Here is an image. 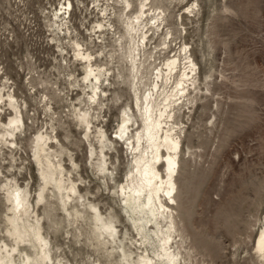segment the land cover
I'll return each instance as SVG.
<instances>
[{"label": "rangeland", "instance_id": "374dc122", "mask_svg": "<svg viewBox=\"0 0 264 264\" xmlns=\"http://www.w3.org/2000/svg\"><path fill=\"white\" fill-rule=\"evenodd\" d=\"M127 1L129 9L120 0H68L70 8L64 7L67 0H0V90L15 95L25 124L16 148L0 144V247L14 245L7 234L9 203L3 187L11 180L30 192L54 264H138L144 248L154 257L156 238L148 227V243L139 247L131 214L116 192L132 170L133 154L128 141L115 133L123 112L132 119L133 136L140 130L136 97L147 95L156 69L176 55L181 72L189 56L196 67L191 95L174 117L182 152L171 252L182 264H264L253 250L264 213V0H151L164 21L153 39L145 40L137 79L130 69L126 27L144 0ZM75 43L109 71L96 84L94 105L89 97L95 82L82 81L84 64L74 56ZM172 87L171 80L161 88L157 105L170 97ZM83 110L105 132L111 164L103 174L91 158L97 146H89L78 123ZM8 119L4 107L0 122ZM45 132L58 134L70 171L64 173L78 181L86 203L96 205L103 217H114V244L98 245L90 211L77 200L72 204L73 198L67 200L55 186L36 205L42 181L34 141ZM76 209L83 211L82 218L74 215ZM20 249L32 255L28 246Z\"/></svg>", "mask_w": 264, "mask_h": 264}, {"label": "bare ground", "instance_id": "6f19581e", "mask_svg": "<svg viewBox=\"0 0 264 264\" xmlns=\"http://www.w3.org/2000/svg\"><path fill=\"white\" fill-rule=\"evenodd\" d=\"M120 1L126 5L125 8L129 9L131 7L129 1ZM151 4V0H144V3L142 2L140 5V12L138 11L135 17L128 20L126 27L130 36V69L132 73H135L134 79H137L136 76L141 66H143L141 52H143L145 40H152V36L155 33L157 34L164 21L163 11L159 8L154 9ZM65 6L70 8L71 3L68 2L64 4ZM149 16H152V19L150 18L151 23L146 24L145 22H147ZM96 28L103 31L104 26L97 23ZM153 29H155V32H153ZM74 47V56L84 64L82 81L85 83L95 82L93 93L89 97L94 105L99 100V96L95 91L96 84L101 82L100 77H106L108 70L103 69L102 66L96 63V56L94 57L92 53L88 52V49H84L78 43H75ZM158 47H155V50H158ZM186 59L188 60L186 62L187 66L181 72L179 58L176 55L167 58L163 66L156 69L152 83L153 88L147 91L146 96L144 93L141 98L136 97V109L140 114L142 123L136 135L133 136L130 130L132 119L126 112L122 113L121 122L115 133L119 140L125 143L128 141L127 148L133 154L132 170L127 175L126 183L117 187L116 192L121 197L127 213L131 214V223L140 237L138 240L139 247H145L148 243L149 235L145 234L148 227L150 228L149 232L153 234L158 244L154 257H151L147 253V249L144 248L143 253L138 257V264H182L178 259V254L171 252V250L176 243V236H174L176 234L174 233L176 214L174 206H177L175 198L176 178L182 152L179 125L175 122L174 117L179 106L183 105L184 101L191 95L190 90L194 87L193 79L196 67L191 56ZM171 80L174 87H172L170 97L164 98V103L160 101V104L157 105V101L161 96L159 94L161 88ZM2 87L5 88L4 85ZM173 93L175 94L172 95ZM177 100H182L181 104H177ZM0 102L3 104L0 113L1 110H4V107L9 111L8 121L0 122V144H6L8 149L16 148L18 146L17 133L25 125L21 107L18 106L15 95L9 91L5 94L0 90ZM77 118L78 123L85 128L84 134L90 143L89 146L96 145L95 149L98 148V151L92 148L91 158L95 157L96 164L94 168L100 174H103L110 169L109 165L111 164H109V153L106 151L108 144L106 143L105 132L102 128L94 125L93 120L95 118L89 110L80 111ZM53 133H38L34 141V162L42 181L36 205H41L45 200V191H48L51 186H55L59 193L64 192L63 196L67 200L72 202L73 198L72 204L74 200H77L80 207L90 211L93 225L91 233L98 245L106 247L114 244L117 242L118 235L114 217H103L96 205L90 202L86 203L84 196L79 193V185L76 183L78 181L67 177L70 171L66 169L62 158L66 152L64 153L58 134ZM115 144L118 145L119 141L116 140ZM70 162L72 166L76 167L72 159H70ZM10 182L11 180L3 187L6 193V201L9 203V214L6 216V221L10 228L7 229V234L12 238L14 245L10 248L7 247L8 245L0 247V264H54L49 243L41 233L42 227L39 215L30 203V192L27 188L18 186L16 183L10 184ZM82 213L83 211L78 209L74 210V215L77 218L81 217ZM21 246H28L32 251V255H28L24 252V249H20ZM253 250L256 255L259 254L264 260V213L262 227L254 240ZM132 255L131 252L129 257Z\"/></svg>", "mask_w": 264, "mask_h": 264}]
</instances>
